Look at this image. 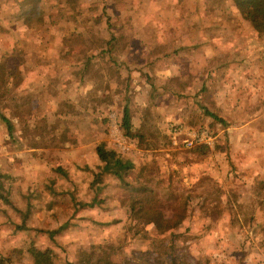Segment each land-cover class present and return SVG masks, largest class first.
Here are the masks:
<instances>
[{
    "label": "rangeland",
    "instance_id": "1",
    "mask_svg": "<svg viewBox=\"0 0 264 264\" xmlns=\"http://www.w3.org/2000/svg\"><path fill=\"white\" fill-rule=\"evenodd\" d=\"M33 250L264 264V32L233 0H0V257Z\"/></svg>",
    "mask_w": 264,
    "mask_h": 264
},
{
    "label": "trees",
    "instance_id": "2",
    "mask_svg": "<svg viewBox=\"0 0 264 264\" xmlns=\"http://www.w3.org/2000/svg\"><path fill=\"white\" fill-rule=\"evenodd\" d=\"M235 6L244 18L248 19L256 32H264V0H233ZM213 115V114H210ZM129 110L124 108L123 126L129 128ZM96 154L98 159L103 164V171L113 174L118 179L122 180L124 174L132 169L133 164L130 160L122 158L114 150L106 149L103 144L96 146ZM154 198L149 199L143 196L140 200V213L146 217V221L153 222L156 230L163 233L168 229H172L179 224L183 212L178 210L172 218L163 219L158 214ZM180 206L178 207V209ZM183 211V210H182ZM34 264H52L51 255L48 251L33 250ZM4 258L0 257V264H4Z\"/></svg>",
    "mask_w": 264,
    "mask_h": 264
},
{
    "label": "crops",
    "instance_id": "3",
    "mask_svg": "<svg viewBox=\"0 0 264 264\" xmlns=\"http://www.w3.org/2000/svg\"><path fill=\"white\" fill-rule=\"evenodd\" d=\"M200 42L199 43H201L202 42V40H199ZM185 42V41H184ZM187 43V44H186ZM190 44V42H185V45H189Z\"/></svg>",
    "mask_w": 264,
    "mask_h": 264
}]
</instances>
